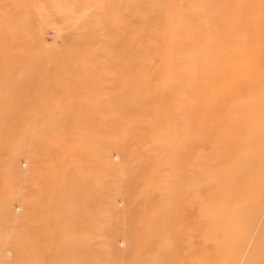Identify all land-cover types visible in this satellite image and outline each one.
Returning <instances> with one entry per match:
<instances>
[{"label": "rangeland", "instance_id": "1", "mask_svg": "<svg viewBox=\"0 0 264 264\" xmlns=\"http://www.w3.org/2000/svg\"><path fill=\"white\" fill-rule=\"evenodd\" d=\"M254 21L264 0H0V264H139L149 226L157 264H264V174L243 238L207 239L192 139Z\"/></svg>", "mask_w": 264, "mask_h": 264}, {"label": "bare ground", "instance_id": "2", "mask_svg": "<svg viewBox=\"0 0 264 264\" xmlns=\"http://www.w3.org/2000/svg\"><path fill=\"white\" fill-rule=\"evenodd\" d=\"M249 24L242 26L246 34L235 36L229 44L224 54L228 64L211 68L216 78L207 90L206 104L218 113L206 109L203 127L192 138L203 147L194 154L197 190L209 185L212 197L223 198L210 210L207 239L243 238L244 223L255 219L247 211L255 202L252 193L264 174V25ZM148 228L151 232L138 256L139 264H157L154 242L161 234Z\"/></svg>", "mask_w": 264, "mask_h": 264}]
</instances>
